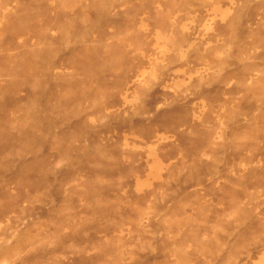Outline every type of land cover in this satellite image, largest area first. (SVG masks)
<instances>
[{"label":"rangeland","instance_id":"rangeland-1","mask_svg":"<svg viewBox=\"0 0 264 264\" xmlns=\"http://www.w3.org/2000/svg\"><path fill=\"white\" fill-rule=\"evenodd\" d=\"M0 264H264V0H0Z\"/></svg>","mask_w":264,"mask_h":264}]
</instances>
